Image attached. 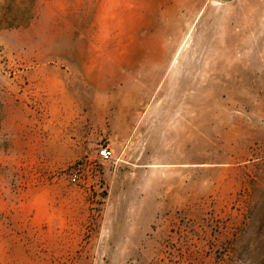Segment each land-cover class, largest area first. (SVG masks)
<instances>
[{
    "label": "rangeland",
    "instance_id": "1",
    "mask_svg": "<svg viewBox=\"0 0 264 264\" xmlns=\"http://www.w3.org/2000/svg\"><path fill=\"white\" fill-rule=\"evenodd\" d=\"M0 264H264V0H0Z\"/></svg>",
    "mask_w": 264,
    "mask_h": 264
},
{
    "label": "crops",
    "instance_id": "2",
    "mask_svg": "<svg viewBox=\"0 0 264 264\" xmlns=\"http://www.w3.org/2000/svg\"><path fill=\"white\" fill-rule=\"evenodd\" d=\"M221 4H229L232 3L235 0H216ZM103 12L107 14L108 18L110 19V9H103ZM108 22L104 21H99V25H106ZM112 42V43H110ZM116 42V43H115ZM113 46H129L131 43L130 41H125L121 39H111L109 38H98L94 43H91L90 45L92 46H98L97 50L98 53H95V55L98 57L100 60H106L110 62H115V61H124L125 57L129 55L128 51L123 50V52H113L110 50V45ZM104 48V49H103ZM111 149V148H110Z\"/></svg>",
    "mask_w": 264,
    "mask_h": 264
},
{
    "label": "built area",
    "instance_id": "3",
    "mask_svg": "<svg viewBox=\"0 0 264 264\" xmlns=\"http://www.w3.org/2000/svg\"><path fill=\"white\" fill-rule=\"evenodd\" d=\"M97 157L102 161H107L113 157V150L109 147H101L97 150Z\"/></svg>",
    "mask_w": 264,
    "mask_h": 264
}]
</instances>
